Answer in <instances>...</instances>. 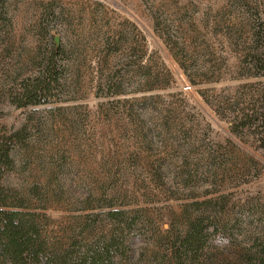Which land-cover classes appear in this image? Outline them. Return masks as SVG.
Here are the masks:
<instances>
[{
    "label": "rangeland",
    "instance_id": "rangeland-1",
    "mask_svg": "<svg viewBox=\"0 0 264 264\" xmlns=\"http://www.w3.org/2000/svg\"><path fill=\"white\" fill-rule=\"evenodd\" d=\"M0 149L41 264H260L264 0H0Z\"/></svg>",
    "mask_w": 264,
    "mask_h": 264
},
{
    "label": "trees",
    "instance_id": "trees-1",
    "mask_svg": "<svg viewBox=\"0 0 264 264\" xmlns=\"http://www.w3.org/2000/svg\"><path fill=\"white\" fill-rule=\"evenodd\" d=\"M57 78H55V82ZM45 82L37 81L34 86H26L24 94L20 97L29 99L28 104L41 103L42 100L35 102L30 96L37 97L38 91ZM50 85V84H49ZM48 85V86H49ZM47 86V87H48ZM49 88L41 91L43 95L49 92ZM33 97V98H34ZM18 107H23L19 102ZM4 165V166H3ZM9 165V152L0 149V181L2 179V168ZM0 204H5L4 196L0 190ZM34 222L18 211H0V264H41L45 256L44 248L39 243V231ZM203 233L202 226H196L194 234L189 236L182 242L183 246L192 247L200 245L201 235ZM202 248V246H199ZM264 249L256 253L257 261H262ZM260 262V264H262ZM100 260L95 259V264H99Z\"/></svg>",
    "mask_w": 264,
    "mask_h": 264
}]
</instances>
